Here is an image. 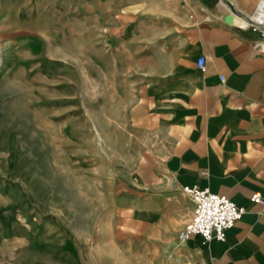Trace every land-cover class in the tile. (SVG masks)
Segmentation results:
<instances>
[{
	"label": "rangeland",
	"instance_id": "1",
	"mask_svg": "<svg viewBox=\"0 0 264 264\" xmlns=\"http://www.w3.org/2000/svg\"><path fill=\"white\" fill-rule=\"evenodd\" d=\"M178 1L0 0V43L28 39L17 63L0 44L3 103L16 105L0 126L7 173L21 167L69 264H142L130 202L154 163L141 138L145 66Z\"/></svg>",
	"mask_w": 264,
	"mask_h": 264
},
{
	"label": "crops",
	"instance_id": "2",
	"mask_svg": "<svg viewBox=\"0 0 264 264\" xmlns=\"http://www.w3.org/2000/svg\"><path fill=\"white\" fill-rule=\"evenodd\" d=\"M258 1L179 0L165 14L160 47L145 66L141 138H148L154 163L142 197L130 202L131 220L143 225L142 264H264V205L249 199L257 192L264 200V53L255 47L259 33L238 18ZM225 13L236 23L224 22ZM27 40L2 42L15 47V63ZM199 56L202 69L195 66ZM7 78L0 70V79ZM5 86L0 126L16 112L14 103H3ZM7 155L0 145V264H69L67 240L56 244L65 237L39 217L32 189L17 177L21 167L8 175ZM191 185L243 208L224 241L178 238L193 209L180 188Z\"/></svg>",
	"mask_w": 264,
	"mask_h": 264
},
{
	"label": "built area",
	"instance_id": "3",
	"mask_svg": "<svg viewBox=\"0 0 264 264\" xmlns=\"http://www.w3.org/2000/svg\"><path fill=\"white\" fill-rule=\"evenodd\" d=\"M242 19V26L259 33V39L255 43L256 49L264 53V0H259L254 11L246 16H238ZM204 58L199 56L195 66L202 69ZM223 78L220 77V80ZM181 192L189 197L193 203L190 220L178 233V238L185 239L190 234L199 235L203 242L211 240L224 241L226 231L243 213V208L235 205L226 196L199 188L196 185L182 186ZM253 202L264 205V200L259 193L253 192L249 198Z\"/></svg>",
	"mask_w": 264,
	"mask_h": 264
},
{
	"label": "water",
	"instance_id": "4",
	"mask_svg": "<svg viewBox=\"0 0 264 264\" xmlns=\"http://www.w3.org/2000/svg\"><path fill=\"white\" fill-rule=\"evenodd\" d=\"M222 19L224 20V22H227L229 23L232 19V16L230 13H225L223 16H222Z\"/></svg>",
	"mask_w": 264,
	"mask_h": 264
},
{
	"label": "bare ground",
	"instance_id": "5",
	"mask_svg": "<svg viewBox=\"0 0 264 264\" xmlns=\"http://www.w3.org/2000/svg\"><path fill=\"white\" fill-rule=\"evenodd\" d=\"M238 18L241 19L240 17H238ZM232 20H234V22L236 23V16H234Z\"/></svg>",
	"mask_w": 264,
	"mask_h": 264
}]
</instances>
